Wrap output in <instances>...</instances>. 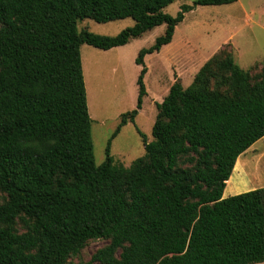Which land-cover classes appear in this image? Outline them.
<instances>
[{"label": "trees", "instance_id": "obj_1", "mask_svg": "<svg viewBox=\"0 0 264 264\" xmlns=\"http://www.w3.org/2000/svg\"><path fill=\"white\" fill-rule=\"evenodd\" d=\"M177 0H0V264H69L106 240L99 264L264 263V189L223 198L238 158L264 138V62L251 76L230 52L211 57L156 103L153 141L128 168L111 142L143 107L145 57L172 42L198 6ZM131 18L118 35L79 30ZM165 25L139 51L136 108L123 114L95 161L81 47L108 51ZM24 229L19 231L17 225Z\"/></svg>", "mask_w": 264, "mask_h": 264}, {"label": "rangeland", "instance_id": "obj_2", "mask_svg": "<svg viewBox=\"0 0 264 264\" xmlns=\"http://www.w3.org/2000/svg\"><path fill=\"white\" fill-rule=\"evenodd\" d=\"M194 2L195 0H177L165 8V13L176 16L182 6L192 5ZM133 25L134 20L131 18L108 23L86 19L79 23V30L113 37ZM165 29V25L159 26L114 52L88 45L81 47L97 165L106 160L108 142L117 129L121 116L137 106V81L141 70L136 64L138 53L143 48L152 46L165 33ZM221 51L232 53L238 66L250 72L251 76L260 72L264 62V0H237L233 4L222 6H198L187 13L183 22L176 27L169 45L164 46L160 52L145 57L148 72L144 81L148 96L143 100V112L135 123L124 126L111 142V155L116 165L128 168L145 155L138 130L148 142L153 141L152 129L157 108L152 102L161 101L162 91L164 98L175 82V77L183 86L188 87L200 68ZM119 58L121 67L110 69L111 62ZM229 181L223 194L224 199L264 189V138L238 158ZM4 198L5 195L0 192V202ZM17 227L19 231H24L21 224ZM107 244L106 240L90 241L68 263H90L93 255Z\"/></svg>", "mask_w": 264, "mask_h": 264}, {"label": "crops", "instance_id": "obj_3", "mask_svg": "<svg viewBox=\"0 0 264 264\" xmlns=\"http://www.w3.org/2000/svg\"><path fill=\"white\" fill-rule=\"evenodd\" d=\"M128 45V44H127ZM126 46V45H125ZM125 46H122V47H117V48H113V49H111V50H108V51H106V52H114V51H116V50H118L119 48H123V47H125ZM104 51V50H103ZM105 52V53H106ZM82 56V55H81ZM106 56H107V54H106ZM122 62H121V59L119 58V59H117L115 62L114 61H112L111 62V64L109 65V67H110V69L111 68H113V67H121V64ZM146 63V62H145ZM82 64H83V60H82ZM113 71V70H112ZM83 73H84V71H83ZM84 79H85V76H84ZM85 81H86V79H85ZM174 84V83H173ZM85 85H86V83H85ZM172 87V86H171ZM170 87V88H171ZM185 87V86H184ZM87 90V89H86ZM169 91H170V89H169ZM162 96V98H161V101L159 102V101H155V103L154 102H152V104L156 107V103H162L163 102V100H164V98H163V96H164V92L162 91V94H161ZM148 96V95H147ZM145 99V98H144ZM143 106H144V101H143ZM142 112H143V107H142V110L139 112V114H138V116L140 115V114H142ZM138 116L136 117V119H135V121L137 120V118H138ZM122 130V129H121Z\"/></svg>", "mask_w": 264, "mask_h": 264}, {"label": "bare ground", "instance_id": "obj_4", "mask_svg": "<svg viewBox=\"0 0 264 264\" xmlns=\"http://www.w3.org/2000/svg\"><path fill=\"white\" fill-rule=\"evenodd\" d=\"M229 183H230V181H229Z\"/></svg>", "mask_w": 264, "mask_h": 264}]
</instances>
